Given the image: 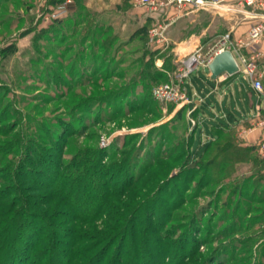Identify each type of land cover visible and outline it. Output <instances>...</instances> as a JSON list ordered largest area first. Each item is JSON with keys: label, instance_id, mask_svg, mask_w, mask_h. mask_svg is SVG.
<instances>
[{"label": "rangeland", "instance_id": "obj_1", "mask_svg": "<svg viewBox=\"0 0 264 264\" xmlns=\"http://www.w3.org/2000/svg\"><path fill=\"white\" fill-rule=\"evenodd\" d=\"M62 3L0 0V199L9 207L0 219L20 210V199L37 205L36 197L49 192L24 175L31 166L55 169V147L64 162L85 153L95 163L93 177L102 167V215L66 225L87 235L79 246L108 249L100 264H133V244L154 264H264V182L257 168L236 161L244 160L240 152L232 159L215 160L213 149L190 157L193 113L152 93L177 78L180 58L160 48L161 35L148 32L147 45L146 34L136 33L145 8L121 16L113 3L76 0L66 16L51 20ZM200 77L203 67L191 75L195 84ZM39 148L48 151L43 162ZM86 184L73 206L88 213ZM112 228L127 237L91 241ZM166 244L168 257L158 247Z\"/></svg>", "mask_w": 264, "mask_h": 264}, {"label": "trees", "instance_id": "obj_2", "mask_svg": "<svg viewBox=\"0 0 264 264\" xmlns=\"http://www.w3.org/2000/svg\"><path fill=\"white\" fill-rule=\"evenodd\" d=\"M148 31L149 25H145L140 27V29L136 32L146 34L147 42L145 43L147 45L149 43L147 38ZM167 49H173V45H170ZM171 57L172 54L168 55L167 58L165 57V62L166 59ZM160 78H162V75H158L156 77V79ZM167 82L170 81H166L164 83ZM195 116L196 113L193 114L194 118ZM197 127L191 135L190 157L203 156L206 151L213 149L216 154L214 156L215 160L219 159L220 156L232 159L234 156L237 157V155H239L238 152H240L242 153V159L244 160L235 158L236 161L239 163L249 162V164L257 168V175L255 177L259 179L260 183L264 182V160L259 157L257 146L243 147L237 141L233 128L225 124L221 130L213 133V138L211 140L203 142V131L198 130ZM59 139H61V136L57 135L55 140L57 141ZM52 142L54 141L51 140V145ZM194 143H197V145L194 146ZM51 145L50 147H52ZM53 148L51 160L57 165L55 169L51 170L49 167L40 166V168L38 167L36 170L34 166H31L33 170L30 168L29 174L24 175L25 179L32 178L33 182L38 183L40 187L49 190V192L36 197L35 200L38 204L50 207L46 210L40 211L38 204H26V202H23L20 199L18 204H22L24 206H22L20 210L16 211V213H14L9 220L0 219V225H7L3 233L0 234V264H77L76 262L79 261L82 262L81 264H100V261H104L105 257L107 258L106 252L108 249L106 250L104 245H101L100 249H97V245H91L88 247L79 246L83 244L87 235L83 232H78L77 229L72 226H66L73 219L91 220L98 217V215H102V211H104L102 206V167L99 162L95 161L96 164H99L98 171L101 170V176H99V178L93 177L90 175L89 171L92 170V166L95 163L93 162L91 164L90 159L83 157V154L85 153H77L75 159L64 162L63 159L58 158V148ZM46 152L48 151L44 148H39V161L43 162L42 160L44 159L41 155H46ZM100 157L101 156L99 155V159ZM246 158L248 160H246ZM48 160L50 161V159ZM207 162L209 163L208 165H210L214 161L210 159ZM90 183L92 184L90 189L92 191V195L89 196L88 203L91 202V209L87 211L88 213H85V207L81 208L80 206L81 209L79 208L78 211V208L73 206L75 199H78L77 190L80 188L82 189V185L84 184L89 186ZM42 184H46L47 187H43ZM1 200L2 199H0V210H3L2 208H4V206L5 209H9V207H7L8 205L1 203ZM18 204L16 201V203L12 206ZM52 206L55 207L51 208ZM8 209L4 212L9 215L11 209ZM76 212H78V214H76ZM110 231L112 233L104 238H102V233H98L96 236L93 235L94 237H91V241L97 242L98 244H102L104 241H111L113 244V240L116 241V235L117 237H120V240H122L123 236L127 237L126 233H119L118 230H115L114 228ZM138 240L139 238L137 239V243ZM122 242L123 241H120L119 245H121ZM40 245L42 247L38 248ZM55 246H59L58 248H60L61 251L56 249ZM137 246L138 244H133L134 254H136L131 257V263L154 264L149 262L146 256H142L138 250L139 247ZM158 247L161 250L162 248L164 249L160 252L164 254L166 253L165 256L168 257L170 255L169 251L172 249L170 244L160 245ZM54 254L59 255L57 262L53 260L52 256ZM164 254L162 260L165 259ZM157 258L161 257L157 256ZM117 263L120 264V261Z\"/></svg>", "mask_w": 264, "mask_h": 264}, {"label": "crops", "instance_id": "obj_3", "mask_svg": "<svg viewBox=\"0 0 264 264\" xmlns=\"http://www.w3.org/2000/svg\"><path fill=\"white\" fill-rule=\"evenodd\" d=\"M95 1L115 4V13L121 16L135 14L137 7L145 8L144 22L135 29L149 25L150 32L158 28L157 33H161L162 39L158 42L160 48L173 45L180 59L196 50L207 53L224 35H229L232 53L238 63L242 57H257L258 73L262 74L264 87V36L250 39L252 27L264 25V0H258L254 5H247L246 0H204L206 4L200 8L178 5L172 0H152L155 2L153 7L138 6L137 0ZM103 12L106 9H102ZM171 34H177V39L176 36L167 37ZM203 68L205 77L195 79L197 84L191 76L186 80L190 101L182 107L196 113L203 142L208 141L207 138L211 140L213 133L221 130L224 124L229 125L237 141L243 147L257 146L258 155L264 160V155L259 152V145L264 142V126L258 124L264 117V92L256 93L242 73L223 74L214 80L208 76L209 69Z\"/></svg>", "mask_w": 264, "mask_h": 264}, {"label": "built area", "instance_id": "obj_4", "mask_svg": "<svg viewBox=\"0 0 264 264\" xmlns=\"http://www.w3.org/2000/svg\"><path fill=\"white\" fill-rule=\"evenodd\" d=\"M62 5L58 6L56 10L50 15L51 20H57L66 16L70 11V6L73 5L74 0H62ZM172 2L178 5L188 4L193 8L203 7L206 2L204 0H172ZM258 0H246L247 5H254ZM138 6H155V2L152 0H137ZM153 35L159 36L161 33L158 32V28H154L152 31ZM264 36V25L259 24L252 27L250 31V39L256 40ZM229 35H224L222 40L207 53H203L201 50H196L190 55L180 59L179 73L177 75V81L171 80L170 82L161 84L154 88L153 95L155 98L166 100L170 102H178L181 105L189 103L190 97L185 88V82L190 78L193 72L198 70L200 67L208 68V65L212 62L214 57L224 50L232 51V43L229 40ZM240 72L244 77L251 83L252 88L258 94L264 92L262 83V74L258 73L257 68V57L240 59ZM227 75V74H226ZM211 78V72L208 73ZM196 123V121L194 122ZM259 125L264 126V117L258 122ZM259 152L264 155V142L259 145Z\"/></svg>", "mask_w": 264, "mask_h": 264}, {"label": "water", "instance_id": "obj_5", "mask_svg": "<svg viewBox=\"0 0 264 264\" xmlns=\"http://www.w3.org/2000/svg\"><path fill=\"white\" fill-rule=\"evenodd\" d=\"M208 69L211 72V78L214 80L223 74L234 76L240 72L239 64L230 50H224L217 54L208 65Z\"/></svg>", "mask_w": 264, "mask_h": 264}]
</instances>
